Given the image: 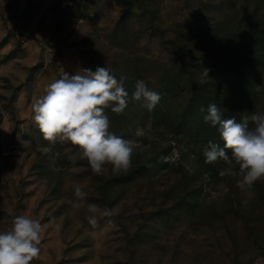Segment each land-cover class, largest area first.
Instances as JSON below:
<instances>
[{
    "label": "rangeland",
    "instance_id": "rangeland-1",
    "mask_svg": "<svg viewBox=\"0 0 264 264\" xmlns=\"http://www.w3.org/2000/svg\"><path fill=\"white\" fill-rule=\"evenodd\" d=\"M97 66L130 97L137 80L161 95L152 112L106 110L139 145L126 173L72 165L74 147L32 121L48 83ZM210 103L237 121L264 112V0H0V231L25 212L47 225L32 264H264V182L242 192L205 162L209 141L223 146ZM75 184L118 215L93 228Z\"/></svg>",
    "mask_w": 264,
    "mask_h": 264
},
{
    "label": "clouds",
    "instance_id": "clouds-1",
    "mask_svg": "<svg viewBox=\"0 0 264 264\" xmlns=\"http://www.w3.org/2000/svg\"><path fill=\"white\" fill-rule=\"evenodd\" d=\"M208 73V69L202 70L200 84L209 79ZM126 79L121 76L118 80L107 66H97L95 71L80 67L72 75L64 71L44 87L41 96L33 98L32 121L50 147L57 143L74 147L75 154L68 157L72 165L86 161L95 175H103L107 166L113 174L126 173L139 145L136 139H125L110 130L106 110L123 114L130 102L142 101L152 112L161 100L144 80L135 82L130 97L124 86ZM200 111L205 109L201 107ZM224 111L216 103L208 105L204 121L218 127L223 146L209 141L203 152L205 162L212 165L223 161L227 167L219 175L236 177L237 187L250 193L257 182H264V112L242 115L237 121L235 117L224 118ZM148 126L150 121L144 127L137 126L134 136H144ZM73 194V207L86 209V219L93 228L100 219L118 215L117 207L87 203L88 193L79 184L73 186ZM50 223L59 227L55 220ZM46 227L27 212L13 217L11 226L0 231V264H32L40 256Z\"/></svg>",
    "mask_w": 264,
    "mask_h": 264
}]
</instances>
